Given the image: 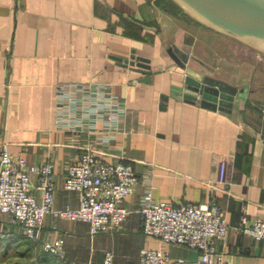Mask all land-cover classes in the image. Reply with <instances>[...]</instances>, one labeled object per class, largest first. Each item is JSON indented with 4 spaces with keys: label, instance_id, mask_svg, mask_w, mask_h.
I'll use <instances>...</instances> for the list:
<instances>
[{
    "label": "crops",
    "instance_id": "crops-1",
    "mask_svg": "<svg viewBox=\"0 0 264 264\" xmlns=\"http://www.w3.org/2000/svg\"><path fill=\"white\" fill-rule=\"evenodd\" d=\"M171 1L181 12L161 0H0V146L28 165L53 163V210L78 208V192L64 188L67 167L83 147H102L88 133L58 127L56 87L106 85L124 113L100 158L131 166L139 179L122 203L129 213L117 231L91 236L88 223L49 213L37 239L29 240L25 264H102L109 251L113 264H136L142 249L163 250L169 264H200L198 250L142 232L138 209L146 191L174 205L217 204L228 223L215 242L217 264H264V239L235 230L243 219L264 221L263 56L244 49L237 55L230 49L234 37ZM137 58L148 60L149 75L139 71ZM188 68L246 91L228 113L185 101L173 87H184ZM36 184L32 175L39 199ZM0 229L24 237L7 215L0 214ZM57 238L62 261L43 249Z\"/></svg>",
    "mask_w": 264,
    "mask_h": 264
},
{
    "label": "built area",
    "instance_id": "built-area-1",
    "mask_svg": "<svg viewBox=\"0 0 264 264\" xmlns=\"http://www.w3.org/2000/svg\"><path fill=\"white\" fill-rule=\"evenodd\" d=\"M56 123L73 134L88 133L102 149L87 146L81 149L78 161L66 170L64 188L76 191L80 205L76 209L53 210V163L28 165L26 160L9 153L7 144L0 146V214L8 222L19 225L24 237L36 240L44 217L80 220L89 224L91 236L117 231L129 211L122 205L138 182L133 168L123 163H110L100 158L108 154L115 130L120 128L124 107L106 85L97 83H60L56 87ZM102 121L101 129L98 122ZM225 157L220 162V184L225 181ZM37 177L35 188L39 199L31 192V176ZM142 232L163 243L184 245L200 252V264H217L215 242L223 239L228 223L215 203L174 205L155 199L146 191L140 201ZM235 227L236 231L264 239V221L256 220ZM44 251L56 259L64 257L63 240L57 238L43 245ZM114 255L106 252L102 264H113ZM161 249H142L136 264H169ZM219 263V262H218ZM124 264H133L126 262Z\"/></svg>",
    "mask_w": 264,
    "mask_h": 264
},
{
    "label": "water",
    "instance_id": "water-1",
    "mask_svg": "<svg viewBox=\"0 0 264 264\" xmlns=\"http://www.w3.org/2000/svg\"><path fill=\"white\" fill-rule=\"evenodd\" d=\"M196 20L213 29L243 40L264 58V0H175ZM136 65L149 75L148 60L137 58ZM127 61H125L126 63ZM134 63V62H132ZM182 66L184 64L182 63ZM246 88L231 86L221 80L186 70L184 87H173V93L188 102H199L208 109L229 112L234 98Z\"/></svg>",
    "mask_w": 264,
    "mask_h": 264
},
{
    "label": "rangeland",
    "instance_id": "rangeland-1",
    "mask_svg": "<svg viewBox=\"0 0 264 264\" xmlns=\"http://www.w3.org/2000/svg\"><path fill=\"white\" fill-rule=\"evenodd\" d=\"M189 15H191V14L189 13ZM190 17H192L193 19H196L192 15ZM196 21L200 23V21H198V20H196ZM204 25H206V24H204ZM234 39H235L236 44L234 46H232L230 49L233 48V50L236 51L237 55H239L238 53H240L243 49H244V51H246V53L247 52L259 53V51L255 48V46L259 45V42L252 43L253 46H249L251 49L248 50L246 48V47H248V44L243 42V40H239L237 38H234ZM7 234L4 231H1V229H0V264H25V263H28L30 261V255H29V252L27 250V247H28L29 243H32L34 241H29L24 237H18V236L10 238V236H8ZM56 260H58V259H56ZM62 260L63 259H59V261H62Z\"/></svg>",
    "mask_w": 264,
    "mask_h": 264
},
{
    "label": "trees",
    "instance_id": "trees-1",
    "mask_svg": "<svg viewBox=\"0 0 264 264\" xmlns=\"http://www.w3.org/2000/svg\"><path fill=\"white\" fill-rule=\"evenodd\" d=\"M161 1L168 3L171 6V8L174 9L175 11L181 12V9L171 0H161Z\"/></svg>",
    "mask_w": 264,
    "mask_h": 264
}]
</instances>
